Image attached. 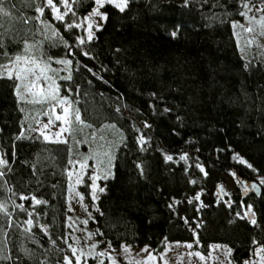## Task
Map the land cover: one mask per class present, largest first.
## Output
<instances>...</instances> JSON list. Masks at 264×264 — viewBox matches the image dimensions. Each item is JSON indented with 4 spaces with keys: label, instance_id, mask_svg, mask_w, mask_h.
Segmentation results:
<instances>
[{
    "label": "trees",
    "instance_id": "16d2710c",
    "mask_svg": "<svg viewBox=\"0 0 264 264\" xmlns=\"http://www.w3.org/2000/svg\"><path fill=\"white\" fill-rule=\"evenodd\" d=\"M12 3L13 16L29 19L13 23L19 43L6 41L8 54L14 60L29 50L71 59L72 79L57 83L91 127L77 125L73 116L71 127L82 131L69 132L66 144L45 141L36 123L47 117L46 104L25 103L14 81L0 78V160L7 161L0 164V264H66L65 256L77 264L69 248V173L85 160L95 163L97 174L110 172L97 181L105 191L96 200L89 170L78 185L98 247L110 241L160 251L176 240L193 241L207 253L219 243L231 249L230 264L250 261L257 245L264 248V187L259 195L240 192L228 201L214 191L225 173L264 175V62L241 53L234 27L245 11L240 0H130L124 12L106 4L107 20L91 41L82 27L69 32L65 25L80 23L94 0H69L76 15L63 22L46 0L43 15L22 0ZM57 70L59 77L69 74ZM237 154L252 168L233 159ZM248 205L257 225L236 216ZM101 262L113 264L95 254L79 264Z\"/></svg>",
    "mask_w": 264,
    "mask_h": 264
},
{
    "label": "snow or ice",
    "instance_id": "6c2138e0",
    "mask_svg": "<svg viewBox=\"0 0 264 264\" xmlns=\"http://www.w3.org/2000/svg\"><path fill=\"white\" fill-rule=\"evenodd\" d=\"M59 3L63 4L65 7V12L62 14L60 9L56 6L54 3V0H46V7L50 9L51 13L54 15L55 19L58 21L63 22L65 20V16L71 13V15L74 17L76 14L75 12H72V6L69 3V0H58ZM74 2L79 3V0H74ZM130 0H94V3L96 7H94L87 16L83 18V20L86 22V27L83 23H67L65 27L69 32L73 28H81L85 27V30L87 32V41H91L94 38V33L92 32L93 27L95 26L97 30L101 27L100 25L96 24L94 18L100 17L101 20H107V13L101 12L100 8L104 7L106 4L114 6L116 9H118L120 12H124L125 9L128 7ZM22 3L27 5L28 8H33L37 13H40L41 15L44 14L45 11V3L44 0H40V3L37 4L36 0H22ZM241 6L245 9V11L240 12L239 14L244 17H248V13L252 11V8L255 7V5L252 3V0H240ZM261 3L264 4V0H261ZM6 5H11V8L6 7ZM252 5V7H250ZM16 6L14 3H12V0H0V60L7 58L9 61H11L13 64L18 63L21 61V59H25L26 63H29L31 66L29 67H22L19 68L16 71H13L11 67H9L8 64L0 63V78L7 77L10 80L14 81V87L16 89V95L21 99H25V94L31 95L33 99L30 101L31 103H39V104H48L51 105L48 112H45L44 115L48 116V123L44 124L42 128L39 129L41 136L44 138L45 141H48L50 139L49 135L46 134L45 130L49 128L50 125L54 124L57 121L62 122V125L60 127V130L56 133H53L57 139H55L52 142L55 143H67L68 141L66 139H61L62 134L66 131L69 132H75L77 130L82 131L83 129H73L71 127L73 121L71 117L74 116L75 123L77 125H83L85 127H91V125H86L85 122L81 118V113L78 108L73 107V102L69 99L68 96H61V84L57 83V78L63 81H70L72 79L70 66L72 65L71 59H58L56 60V63L64 65V70L68 71V75L59 77L58 72L59 70L54 69L51 67L50 61L51 57H48L47 59H38L35 57L27 58V57H21L20 55L15 56L14 60L13 58L8 54L7 47L9 46L6 41H10L13 43H19V40L16 39V36H18V33L16 35H13V28L12 25L15 22L19 23H27L29 18L26 17H17L13 16L11 14L12 10L15 9ZM19 11V10H17ZM257 11H264V9L257 8ZM31 19H39V17H32ZM250 22H254L256 24H259L261 26L260 35L264 36V16H262L259 20L256 19L255 16H252L249 18ZM8 23V27H5V23ZM47 27V25H45ZM234 27H243L242 25L235 24ZM245 31L252 32L253 28L249 27L246 28ZM58 33L57 31H53L52 35L56 36ZM177 35V32H172L171 36L175 37ZM76 39L79 41L80 45H83L86 43V40L84 37H76ZM64 46L67 48L68 44L67 41H64ZM30 47V46H28ZM73 54L74 53H70ZM84 56H88L87 52L83 53ZM91 71V69H89ZM49 73H52V75H49ZM15 81H19V83H15ZM41 81L44 82L46 87L41 84ZM21 88H23V91H21ZM70 91V90H69ZM59 104L62 108V114H57L53 118V113L56 111V104ZM165 111H168V109H165ZM39 123V121H37ZM106 127H114L111 125H107ZM145 127H150L147 123H145ZM122 139V136H121ZM138 142L140 144L146 143L145 138L143 135L139 136ZM166 160H172V156H166ZM181 160L186 159L185 156L180 157ZM233 159L238 160L242 164H247V161L243 160L238 154L233 156ZM112 157L108 156V165L111 164ZM7 161L0 160V164H6ZM69 163H73V161L69 160ZM76 163H79L78 161ZM87 167V160H85L84 163H80V169L83 170ZM197 168L200 169L201 172H204V168L197 164ZM248 168H252L251 164H247ZM110 172L105 171L104 169L100 170L99 174H93L90 176V180L92 181L90 187L92 189V198L98 199L97 196V189L99 192L103 193L105 191V188L99 187L96 183L98 180H107L109 178ZM4 173L0 172V176H3ZM71 176V173H69ZM205 175L207 173L205 172ZM235 176V173H233ZM76 183H82V179L80 176L77 177ZM195 183V181H193ZM260 184H264V178L260 180ZM245 191H248L249 189L258 191V185L255 183H246L244 185ZM77 195H80L77 193ZM22 199H27V197H22ZM83 199V197H81ZM194 199L199 200V194L194 197ZM33 200L36 204L42 203L40 200H36L35 197H33ZM204 205H201L203 207ZM227 206L229 208L232 207L231 202H227ZM241 206H243L241 204ZM19 207L23 208V205H19ZM2 208V206H0ZM31 215V214H30ZM236 216L240 219L247 218L252 225H257V220L255 218V213L252 211V206H247V211L241 215V213L238 211L236 212ZM87 220L83 221V223L87 224ZM187 222V221H186ZM28 223H31V221H28ZM197 227H200V224H197ZM92 234L90 233L89 236ZM109 246H111V242L109 241ZM255 243V241H254ZM188 248L192 247V244L186 245ZM96 247L95 244L92 245V248L94 249ZM69 248H71L73 256L76 258L77 264H79L80 256L76 255L77 249L72 248L71 245H69ZM214 248L220 249V245H215ZM121 250L124 253L129 252L130 246L128 245H121ZM142 251H148L147 246L142 249ZM231 249H228L225 255H230ZM96 256H104L106 253L100 252L96 253ZM190 255H196L199 256L201 259L203 257L199 252L196 253H190ZM95 258V257H94ZM150 258H153L150 256ZM66 264H72V260L65 256ZM262 262H264V256L261 257ZM103 264V262H101ZM113 264H116V261L113 259ZM137 264H140V262H137ZM243 264H252L251 261L245 260Z\"/></svg>",
    "mask_w": 264,
    "mask_h": 264
},
{
    "label": "rangeland",
    "instance_id": "374dc122",
    "mask_svg": "<svg viewBox=\"0 0 264 264\" xmlns=\"http://www.w3.org/2000/svg\"><path fill=\"white\" fill-rule=\"evenodd\" d=\"M56 6L60 9L61 13L63 14L65 12V7L63 4L60 3V5ZM96 7V5L94 6ZM93 7V8H94ZM252 7V6H250ZM92 8V9H93ZM257 8L264 9V4L260 3L257 6L252 8V11L248 13V17H242L236 24L242 25L243 27H236V38L238 40V43L241 47V53L242 55L247 59H258L259 61L264 62V36L260 35L261 26L259 24H256L254 22H250V17L255 16L257 20H259L262 16H264V11H257ZM92 9L85 15L87 16L89 13H91ZM100 11L103 12L102 8H100ZM84 16V17H85ZM83 17V18H84ZM42 20V19H41ZM96 24L100 25L102 24L103 20L100 19V17L94 18ZM80 23H83L86 27V22L82 19ZM85 27H82L85 31L86 37L87 32L85 30ZM253 28L252 32L245 31L246 28ZM96 27L94 26L92 29V32H95ZM28 54H24L21 57H27V58H38V59H46L43 56H35L30 53V51H27ZM56 60L58 59H51L50 64L51 67L54 69L62 68L64 65L56 63ZM9 67L13 69V71L18 70L22 67H29L31 66L29 63H26L25 59H21L16 64H13L12 62L7 63ZM49 75H52V73H49ZM41 84L46 87L43 81H41ZM21 91H23V88H21ZM33 99L31 95L25 94V99L23 100L25 103L32 104L30 101ZM39 104V103H36ZM45 111L48 112L51 105L46 104ZM57 114H62V108L57 103L56 104V111L53 113V118ZM49 117L40 118L38 121L39 123H36V129L39 131L40 128L46 123H48ZM62 125V122L57 121L54 124L50 125L48 129L45 130L46 134L49 135L51 141H54L57 139L53 133H56L60 130V127ZM40 132V131H39ZM69 131H66L62 134L61 139H68ZM168 156H171V154H168ZM85 161H82L81 163H84ZM93 161L91 163L87 164V167L83 170L80 169V163H77L74 165L70 171L71 176L69 175V181L71 184V189L69 193V206L71 208V221L73 223L74 227V246L73 248L77 249L76 255L80 256V261L82 259H86L90 255H94L96 253L104 252L106 255L99 256V257H106L113 261V259L117 261H125L128 264L140 262V264H230V255H225L229 248L226 244H219V243H213L209 251L207 253H203L200 250H198L195 247V243L193 241H167L164 248L160 251H155L152 247L148 245L139 246L136 244H126L122 243L118 246H102L98 247L99 241L97 240L93 227L87 222V224L83 223V221L91 218V213H89V210L85 207L83 199H81V193L78 190V185L81 183H76L77 177L80 176L83 182L84 175L88 172V176L90 178L91 175L97 174L96 166L94 165ZM235 172L225 173L222 175V180H219L215 186L214 191L215 193H221V198H224L225 201H228L233 194L240 193L239 186L237 184V173H235V176L233 175ZM264 178V175H258L254 179L260 184V180ZM91 181V180H90ZM92 183V181H91ZM97 183V182H96ZM220 185V186H219ZM262 187H264V184H260ZM99 186V185H98ZM100 187V186H99ZM220 187V189H218ZM79 193L80 195H77ZM99 190L97 189V196L99 195ZM220 196V195H219ZM96 200V199H95ZM247 211V209H244V212ZM243 212V213H244ZM92 234L89 236V234ZM95 244L96 247L93 249L92 245ZM192 244L191 248H188L186 245ZM121 245H128L130 246V250L127 253H124L121 250ZM215 245H220V249L214 248ZM147 246L148 251H142ZM72 252V251H71ZM199 252L203 259H201L199 256L196 255H190V253H196ZM153 257V258H150ZM264 256V248L263 246L257 245L254 249V255L252 256V259L250 260L252 264H264L262 262L261 257ZM72 257L76 261L75 256Z\"/></svg>",
    "mask_w": 264,
    "mask_h": 264
},
{
    "label": "water",
    "instance_id": "95a60500",
    "mask_svg": "<svg viewBox=\"0 0 264 264\" xmlns=\"http://www.w3.org/2000/svg\"><path fill=\"white\" fill-rule=\"evenodd\" d=\"M236 178H237V184L239 186L240 192H241L243 197L249 195L250 193H255V194H258V195L262 193L263 187L255 179H249V178L245 177L242 173H239V172H237ZM246 183H255V184H257L259 190L258 191H254V190L249 189L248 191H245L244 185ZM218 189H220V187H218ZM219 195L221 196L222 194L219 192Z\"/></svg>",
    "mask_w": 264,
    "mask_h": 264
}]
</instances>
